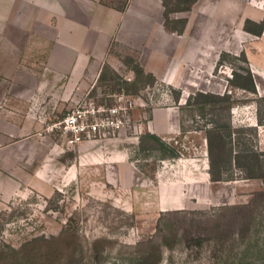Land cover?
I'll list each match as a JSON object with an SVG mask.
<instances>
[{"label":"rangeland","instance_id":"rangeland-1","mask_svg":"<svg viewBox=\"0 0 264 264\" xmlns=\"http://www.w3.org/2000/svg\"><path fill=\"white\" fill-rule=\"evenodd\" d=\"M171 18L187 20L181 35L111 42L103 60L68 68L51 46L12 74L0 60V264H264V178L233 161L264 174V0H197ZM135 61L156 85L114 78L132 81ZM77 110L79 135L62 125ZM148 130L179 158L139 150ZM209 150L226 181L198 184Z\"/></svg>","mask_w":264,"mask_h":264},{"label":"crops","instance_id":"crops-1","mask_svg":"<svg viewBox=\"0 0 264 264\" xmlns=\"http://www.w3.org/2000/svg\"><path fill=\"white\" fill-rule=\"evenodd\" d=\"M16 1L0 0V60L10 64V74L16 60H25L42 46L54 47L58 51L55 57L58 63H66L70 68L73 62H81L86 53L95 60H103L111 42L125 44L129 40L142 39L141 47L147 45L149 36L158 37L166 32L160 0H124L120 6H106L102 0H20V4L32 7L29 13L13 10L12 4ZM49 4L54 5L53 9L46 7ZM175 14L182 13L172 15ZM176 43L178 48L183 40ZM139 61H142V54ZM144 68L147 69L146 66ZM148 71L152 73L151 68ZM178 71L174 65L167 74ZM31 72L36 73L34 70ZM154 117L155 111L152 120ZM147 133L157 135L151 130ZM208 168L207 164L203 169L192 171L196 182L220 183L211 181ZM183 180L191 183L189 178Z\"/></svg>","mask_w":264,"mask_h":264},{"label":"trees","instance_id":"trees-1","mask_svg":"<svg viewBox=\"0 0 264 264\" xmlns=\"http://www.w3.org/2000/svg\"><path fill=\"white\" fill-rule=\"evenodd\" d=\"M162 7H163V27L166 32L169 33H175L178 35H181L184 31V28L186 26L187 20L186 19H173L170 16L174 13H184L189 12L191 7L196 3L197 0H160ZM256 36L260 34V31L254 32ZM125 64V63H124ZM127 66V64H125ZM108 71V69H106ZM130 70L133 73V80L132 81H126L119 78L118 75L112 70L111 73H113L114 78L118 79L122 82L124 86H132L137 88V85L139 83L145 84V80H149L151 85H156L157 80L151 73H147L143 70V68L138 64V62L135 61L134 66L130 68ZM104 72L101 70L99 79L102 78ZM253 91V88L250 89ZM125 94H129V89H126ZM210 95H203L201 93H198L196 95H190L186 101V105H189L191 101L195 98L199 97H209ZM180 97H176L175 102H179ZM178 109L181 110L180 104L177 105ZM203 107V106H202ZM203 109V108H198ZM213 125V131L220 130L221 126L217 122H212ZM138 148L139 150L143 151H152L158 156L159 160H175L179 158V152L170 144L164 142L161 138H159L157 135L145 133L138 137ZM264 155V154H263ZM238 156L237 160L233 159L235 165L237 166V169L240 171V173L244 174L241 178L242 179H263L264 174L258 173L253 174L248 171V167L246 166V163L241 162L243 160V157ZM246 158H249L248 155H246ZM257 158V159H256ZM230 161H228L227 165H230ZM255 162L258 163V156L255 155ZM248 165V164H247ZM208 173L210 176V179L212 182H221L226 181L221 175L218 174L216 171V166L214 159L212 158V154L209 150V168Z\"/></svg>","mask_w":264,"mask_h":264},{"label":"built area","instance_id":"built-area-1","mask_svg":"<svg viewBox=\"0 0 264 264\" xmlns=\"http://www.w3.org/2000/svg\"><path fill=\"white\" fill-rule=\"evenodd\" d=\"M84 117H85L84 112H81L79 110L67 114L62 121L64 130L66 131L73 130L79 135L85 129L83 125ZM89 127H91L92 132L96 131L97 128L96 124L91 123Z\"/></svg>","mask_w":264,"mask_h":264}]
</instances>
